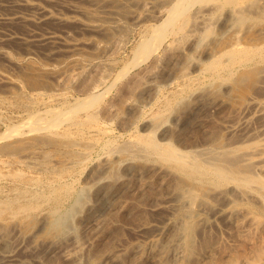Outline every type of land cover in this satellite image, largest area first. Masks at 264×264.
I'll list each match as a JSON object with an SVG mask.
<instances>
[{
    "label": "bare ground",
    "instance_id": "1",
    "mask_svg": "<svg viewBox=\"0 0 264 264\" xmlns=\"http://www.w3.org/2000/svg\"><path fill=\"white\" fill-rule=\"evenodd\" d=\"M144 4H146L145 1ZM133 9L130 10L122 0H0V45L3 47L5 44L11 42L17 43L16 45L22 44L27 54L38 51L36 47L45 46L44 53L42 51L40 52L45 55L44 57L54 60V62L43 67L35 66L36 63L31 65L29 62V64H24L18 61H12L14 65L20 68L21 76H15L5 69L3 70L0 68V85L7 87L6 91L11 92L13 89V87L11 89V86L19 87L24 82L25 85H29L30 88L36 89L33 95L37 99L44 98L45 95L51 99L55 98L56 95L59 97L66 96V94H64L67 92L66 89L70 87V84L73 85L72 82L75 77H81L84 71L82 67L83 64H80V53L82 51L84 52L86 44L93 40L91 35L98 34L99 36L101 35V37H106L105 39L103 38L105 42L107 38L110 39L109 36L114 34L113 30H117L116 24L124 16L131 15L135 19L132 20L135 22L148 16H153L155 20H158L157 24H152L150 27L148 26V34L137 43L136 47H134L135 51H132L134 53H132L134 58L130 61L135 64L140 60L145 61V58L160 46L164 37L170 34L181 35V32H184L182 35L185 33L188 35L187 32H189V36L193 35V37L196 38L195 41H192L187 46L190 50H197L201 41L204 40L201 35H205L211 29L210 23L212 22V18H214L213 16L217 11H221V9L226 10L224 20H221L220 32L217 34L216 38L214 37L215 39L206 43V46L203 45L204 47L202 49L200 47L203 58L199 55L201 59L193 61L191 70L189 69L190 66L188 67L189 71L184 67L181 68L179 65L181 69L184 68L185 71L188 72L184 70L180 72L179 68L177 69L178 71L176 70L177 78H181L182 80L181 83H178L176 89L174 88L175 90L173 89L174 91H171V95L165 97L161 111L162 114L157 113V119L161 116L160 120L154 121L156 116L155 118L153 116V121L147 118L150 122L148 121L144 125L146 126V129L143 130L145 133H134V139L132 138L133 142L127 145L122 144V146H117L116 148L122 155H120L118 159L123 157L127 159L130 155L137 156L143 152V155L147 153L145 156L155 157L156 160L159 161L160 165L158 167L156 166L157 169L154 172V176L152 175L154 178L152 180L146 179L145 181H141L142 183L140 182L139 185L137 184L138 189L135 187L137 190L133 197V202L138 206L137 204H143L144 200H148L147 208L150 212H159L167 208L169 214L166 211L168 215H166L164 219L162 218V221L160 217L159 220L156 219L158 222L161 221L159 223H149L150 221L147 222V220L144 222L142 219L144 223L135 226L134 229H132L133 227L131 228V230H134L133 232L137 237L145 235V240H134L126 244H119L118 241V245L115 247H113L114 244H112L113 248L109 247L110 244L108 250L102 251L97 249L92 253V256L86 260V264H264V0H161L160 8H156L153 11H149V8H146L149 13L145 11L146 9L142 12L133 11ZM66 20L77 23L81 30L87 33V37L83 40L76 36L69 35L60 29L56 30L58 28L54 29L44 26L48 24V22L60 23L64 21V23H67L65 22ZM138 23H140V21ZM13 24L23 25L25 30L18 31L16 28H13ZM213 24L215 25L214 22ZM120 26L119 28L122 27ZM148 27L145 29L147 30ZM185 29L187 31H184ZM219 29H213V32L215 30V33H217L216 31ZM195 34L197 35L194 36ZM214 34L213 36H215ZM179 37L178 39L174 37L173 42L177 44L180 40ZM189 40L191 41L193 39ZM176 44H174L176 47L180 45V43ZM172 45L173 43L170 45V49L172 48L174 51L182 50L179 49V47L176 50L175 46L171 47ZM89 46L91 47L92 44H89ZM181 46L182 45H180V48ZM94 47L99 52L104 50L100 48L97 43L96 46L94 44ZM162 49L164 50L166 47ZM187 51L185 50L184 52ZM184 52L182 54H184ZM91 53L92 52H90V54ZM66 54L69 55L68 58L66 60H61L62 58H60V56ZM182 54L181 57L186 59L187 57H183ZM187 54L189 53L187 52ZM0 55L6 56L7 59V51L1 48ZM172 55L175 57V52L171 54V56ZM177 56H180V53ZM12 59L13 58L10 60ZM193 59H197V55L196 58L194 56ZM193 59H190V61ZM179 60H181V58ZM28 61L31 62V60ZM32 62L34 61L32 60ZM63 62H66V64L64 65ZM150 63L152 62L150 61ZM105 66L110 67V65ZM102 67L105 69L104 66ZM148 69L149 67L147 70ZM155 69L157 68L155 67ZM119 70L122 71H120L119 74L116 72L118 77L128 72L126 71V67H124V69L120 68ZM151 71L153 70H150V73ZM66 74L67 76L62 78ZM98 76L100 77V75ZM103 78H99V81L97 80L98 84L100 81L105 80ZM86 81L89 80L86 79ZM55 82L57 84L56 87ZM150 82L152 83V81ZM110 85H112V83ZM169 85H171V83ZM92 87H95L93 83L91 88ZM219 88H222L221 90H223L224 93L221 92V96L218 95L220 92H217V94H215L216 96L212 95L214 93L212 91H217V89L220 90ZM150 89L152 90V88H149V90ZM85 91H87V89ZM101 92L86 93L85 97L78 98L73 103H68L67 101V103H63L59 106L47 104L44 107L45 109L43 108V111L32 110V108H34L33 103L35 104L38 100L27 101L25 104L22 103L26 105L27 109V111L25 110V113L27 112L26 116H24L25 118L21 117V121L10 125L4 129V132L0 133V143L8 141L5 145H0V167L14 162L29 170L32 169L37 172L36 174L25 175L19 172V168L14 170V172L10 170H7L8 172L2 170L1 172L0 170V181L10 177L14 182L13 187L10 189V196L8 194V196L0 194V264H31V257L34 256L36 257V259H34L39 264H81L79 262V256L82 247L84 248L85 246H83L84 243L78 241L79 238L73 241L70 238L69 242L71 243L64 247H60L61 245L58 246L59 243H55L57 237H61V235L65 233L68 235L67 229L68 226L70 227L69 217L73 211L75 212V208L82 204L81 194H78V191L76 192L72 186L74 182L72 181V184L70 182H65L63 177L70 174L76 165H80L79 162L82 159H87L94 146L99 144V138L93 137L89 139L88 142H86V139L83 145L78 142L79 146H77L79 150H77V153L72 151L76 154L71 155L70 153V156L66 151L65 156L61 154V156L52 158L51 156L54 154L56 155V153L53 154L55 151L52 152L49 148V151L45 149L46 152L41 150L43 152L39 153L40 151L38 152V149L52 144L54 146H69V144H71V138L69 140L68 138L73 133H76L71 132L72 130L70 129L72 126L77 128L76 131H78V129L81 130L85 126H88L87 124H92V122L97 120L96 118L98 115L96 108L98 106L96 104L102 97ZM154 92H156V89ZM190 92L196 93L195 101L200 103V110L211 120L203 119L201 115H197L200 112L198 109L193 119L195 132L190 137L188 134H185V136H188L186 141H183V139L180 142L179 138L176 137V143L173 144L171 136L175 133L172 132L173 134L171 136L170 134L166 135L165 130L160 135V139H158L157 136L155 137V135H157L155 133L156 127H159L162 120L165 118L163 114L170 110L172 111L173 107L175 108L176 106L175 101H181V99H184L182 97L186 94L188 95ZM14 94L18 95L19 92H14ZM154 95L156 96V94ZM141 97H143V95ZM186 97H189V95ZM22 98L24 99V97ZM46 100L48 101V99ZM130 100H132L131 96ZM151 100L153 101V99ZM184 100L182 101L184 102ZM186 100L189 101L191 98ZM185 104L186 103H184V105ZM94 105L97 106L93 109L96 115L93 111H90ZM19 106H21V104ZM110 107L112 108V106ZM110 107L109 109L111 110ZM18 109L20 108L18 107ZM174 110H176V108L169 114H174ZM82 112H85L84 119L81 118ZM123 113H127V111ZM195 113L193 115H195ZM204 113L202 115H204ZM133 114H131L133 118L138 115V113L137 115L135 114V116ZM151 115L152 114H150V116ZM167 116L166 119L170 117V115L169 117ZM182 121L181 124L183 125ZM208 121H212V123ZM135 122L137 123V121ZM166 122L168 123V121ZM130 123L129 121V124ZM190 123L186 124L188 125ZM171 125V128H174L176 124L174 126L173 124ZM93 127L94 126H90L88 127L89 129H87L90 130V128ZM97 127L98 126H96V129L93 128L92 130L101 131V129ZM187 128L188 127H186V130ZM104 130L105 129H103V132H105ZM198 134L200 136H197ZM57 138H61L62 141H58L59 139L57 140ZM72 139L71 142L73 143L74 140L72 141ZM81 141L84 143V140H80V142ZM103 142L106 146L109 144L112 146L111 139H107L106 142ZM74 145L75 144H71L69 147H73ZM80 145L82 147H80ZM138 146L139 149H137ZM116 149L114 151H116ZM109 150L111 151V149ZM109 150H107L106 154L110 152ZM56 151L58 152L57 155L64 152H59V150ZM109 154L107 157L108 159L106 158L103 163L101 162V166H98L101 167L102 170L108 169L114 162V159L109 160L113 151L110 156ZM130 161L134 162L132 160ZM138 163H142L143 166L145 164L143 162ZM137 164L134 167H137ZM101 169L98 171H102ZM149 172L151 171L149 170ZM135 175L137 177V173ZM142 177L143 175L141 178ZM139 179L140 178H138V180ZM111 186L115 187L113 185ZM95 187L97 186L95 185ZM120 188L122 189V187ZM80 192H82V187ZM98 195L101 196V194ZM70 198H73V202L66 207L65 204ZM128 203L129 201L127 199L119 196V199L115 201L113 207L116 209V212L121 211L123 208L127 209L126 206ZM128 205L130 206V203ZM134 211L136 212V210ZM116 212L114 214H116ZM163 213L164 212H162V214ZM128 214L127 212V215ZM122 216H125V214ZM140 217H142V214ZM140 217L138 215L137 218L140 219ZM111 222L113 223V220H111ZM35 223L38 224L36 226H39V228H36V226V229L33 228ZM97 223L95 225H98ZM108 224V222L103 223L101 231H104ZM117 224H115V226ZM136 224H138V222ZM219 224L222 225L221 228H219ZM111 225L113 224L110 223V226ZM85 226L86 225H84V228ZM123 227L125 226H122V228ZM122 228L119 229L123 230ZM15 230H17L21 237L23 236L21 241H14V239L12 241L11 232ZM113 230L114 226L111 231ZM30 233L33 234L34 243L37 241L41 242L44 253L40 254L41 250L40 252L36 251L39 254L35 253L36 255L31 256L28 262L26 259H22L20 254L18 255L16 253V249L25 247L23 242L24 236H29ZM101 235L103 234L101 233ZM112 238L115 237H110L109 242L110 240L114 241ZM118 238L120 237L118 236ZM67 240H69V238ZM100 240L101 239H99V242ZM85 241L88 240L85 239ZM103 243L104 242H102V245L105 244ZM9 245H11V247H9ZM105 248H107V246ZM40 255L43 256L41 257ZM43 257L46 261H44L45 259H43Z\"/></svg>",
    "mask_w": 264,
    "mask_h": 264
},
{
    "label": "rangeland",
    "instance_id": "2",
    "mask_svg": "<svg viewBox=\"0 0 264 264\" xmlns=\"http://www.w3.org/2000/svg\"><path fill=\"white\" fill-rule=\"evenodd\" d=\"M122 1H124L125 3H126V6L127 7H129V9L130 10H132L133 8V11H137V12H142L144 9H146V8H149V11H153L154 9H156V8H160V1L161 0H122ZM144 1H145V3L146 4H148V5H146V4H144ZM158 1V2H157ZM131 4H130V3ZM143 2V3H142ZM138 3V4H137ZM153 3H154V5H153ZM156 3H157V5H156ZM158 3H159V5H158ZM143 4V5H142ZM150 4V5H149ZM153 5V6H152ZM142 6V7H141ZM157 6V7H156ZM142 9H141V8ZM151 8V9H150ZM140 9V10H139ZM145 11H147L148 13H149V11H148V9H146ZM224 12V13H223ZM225 12H226V10H223V9H221V11L219 10V11H217V13L213 16L214 18H212V22L210 23V31L209 32H207L205 35L204 34H202L201 35V37H203L202 39H204V40H202L201 41V43H200V45L197 47L198 49L197 50H190L189 49V47L187 46V45H189L192 41H195V38L193 37V35H190L189 36V32H187L188 33V35L185 33V34H183L182 35V33H184V32H181V35H179V34H177V35H173V34H170V35H167L166 37H164V39L162 40V42H161V44H160V46L159 47H157V49H155V50H153L154 52H152L151 54H149L145 59H143V60H145V61H142V60H140L138 63H135L134 64V62H132V61H130V60H133V58H134V56H133V52L135 51V48L134 47H136V45H137V43H139L140 42V40H142V38L144 37V36H146L147 34H148V32H149V27L152 25V24H157V22H158V20L156 19H154L153 18V16H148V17H146V18H144V19H142V20H137V22H135L134 20V18L131 16V15H127V16H124V17H122L121 18V20H119L118 21V23L116 24L117 25V28H116V26H115V28L117 29V30H115L116 31V33H115V31L113 30V33L114 34H112L111 36H109L110 37V39L109 38H107L106 40H105V42L103 41V38L105 39L106 37H101V35L99 36L98 34H92L91 35V37H92V39L93 40H91V42H89L88 44H86V46L84 47V49H85V51L83 52H81L80 53V55H81V61H80V64L82 65L83 64V68H84V71H83V73L81 74V77L80 76H76L75 77V79L73 80V85H71L70 84V87H68L66 90H67V92H66V90H65V92L66 93H64V94H66V96L64 95L63 97H59V96H55V98H53V99H51V98H49L48 96H44V98L42 97V98H40L41 99V101H40V99H37V98H35L34 97V95H33V93L36 91V89H33V88H30L29 87V85H25V83L23 82L22 84H21V86H19V87H17V86H11V89H12V87H13V89L11 90V92H8V91H6V89H7V87H3L2 85H0V133H2V132H4V129H6L7 127H9L10 125H12V124H15V123H17V122H19V121H21V119L22 118H25L24 116H26V114H27V112L25 113V110L27 111V109H26V105H24L25 104V102L27 103V101H36V100H38L35 104L33 103V105H34V108H32V110H41V111H43V108L45 107V105H47V104H52V105H54V106H59V105H61V104H63V103H67V101H68V103H73V102H75L78 98L80 99V98H83V96L85 97L86 96V93L87 94H89V92H95V93H99V92H101V91H103V92H101L102 93V97H101V99H100V101L96 104L97 106H93L91 109H90V111H95V110H93V109H95L96 107V112H97V115H98V117L96 118L97 120H95L94 122H92V124H87L88 126H85L83 129H81V130H79L78 129V131H76L77 130V128H74L73 126L71 127V129L70 130H72L71 132L73 133V132H76L75 134L73 133L69 138H68V140L71 138H73L72 139V141H73V143L71 142V139H70V143L71 144H75L73 147L71 146V147H69L71 144H69V146H54L53 144L52 145H48V146H43L41 149L39 148L38 149V152L39 153H42L43 151H45L46 152V150H48L49 148L51 149L50 151H55V152H53V154L54 153H56V155L54 154L53 156H51L52 158L53 157H58V156H61V154H62V156H65L66 154H65V152L67 151L68 152V154H69V156H70V153H71V155L72 154H76L77 153V150H79V148H78V146H79V143L81 144V145H83V144H85V140H86V142H88V140L89 139H91V138H95V137H97V138H99V144L98 145H95L94 146V148L91 150V152L89 153V155H88V157H87V159H82V160H84V161H86V162H84V161H80L79 162V164L80 165H76L75 167H74V170L70 173V174H68V175H65L64 177H63V180L65 181V182H70L71 184H72V186L74 187V189H75V191L78 193V194H81L80 196L82 197V204L81 205H78L75 209V212L73 211V213H71V216L69 217L70 218V222H69V225H70V227L68 226V229H67V232H68V235H67V233H65V234H63V235H61V237H57L56 239H55V243H59L58 244V246L59 245H61L60 247H64L65 245H68V244H70L71 242H69L70 241V238H71V240L73 241V240H78V238H79V240L78 241H80V242H82V243H84L83 244V246H85L84 248L82 247V250H81V252H80V256H79V258L81 259H79V262L82 264H86V260L89 258V257H91L92 256V253H94L95 252V250H108L109 248H108V246L109 247H112V244H114L113 245V247H115L116 245H118V241H119V244H126V243H129V242H131V241H134V240H145L146 238L144 237L145 235H143L142 237H137L135 234H134V230H131V228L132 229H134L135 228V226H137V225H140L141 223H144V222H146V220H147V222H149V223H159V222H161L163 219H164V217L166 216V215H168L169 214V211L167 210V208H164L161 212L159 211V212H150L149 210H148V206H147V204H148V200H144L143 201V204H137L138 206H136L135 204L136 203H134L133 202V197L135 196V193H136V190L138 189L137 187H138V185L140 184V182L141 181H145L146 179L147 180H152L154 177V172L156 171V169H157V167L160 165V163H159V161L158 160H156V158L155 157H152V156H145V154H147V153H145L144 155H143V152L142 151H140V152H142V154L140 153V155H137V156H135V155H130L129 157H127V159H124L125 157H123V158H119L118 159V157H120V155H121V153L116 149L117 148V146H122V144H124V145H127V144H130V142H133V139H134V135L136 134V133H142V132H144L145 133V131H143V130H145L146 129V126H144L145 124H146V122H148L150 119H152L153 118V116H154V118H155V116H156V118L154 119V121L155 120H160V117L161 116H159V118L157 119V117H158V115H157V113H160V114H162L161 113V111H162V108H163V104H164V101H165V97H168L169 95H171V93L176 89V87H177V85H178V83H181V78H177V69L179 68V70H180V72L181 71H185V69H187L188 71H189V69L191 70V67L193 66V64H192V62L193 61H195V60H200L201 58H203V54H202V52H201V49L204 47V46H206L205 44L206 43H209L211 40H213V39H215L216 38V36H217V34L220 32V29H221V23H222V21L224 20V15H225ZM220 13V14H219ZM222 13V14H221ZM221 15V16H220ZM222 16H223V18H222ZM150 17V18H149ZM152 17V18H151ZM220 17V18H219ZM127 18H129V19H127ZM123 19V20H122ZM126 19V20H125ZM132 19H134V20H132ZM148 19V20H147ZM216 19V20H215ZM218 19H220V20H218ZM223 19V20H222ZM146 20V21H145ZM155 20V21H154ZM222 20V21H221ZM70 21V22H69ZM140 21V23H138ZM216 21V22H215ZM65 22H67V23H64V21L63 22H53V23H51V22H48V24H46V25H44V26H47V27H52V28H54V29H56V28H58V29H56V30H62V31H64V32H66V33H68L69 35H72V36H76V37H78V38H81V39H83L84 40V38H86L87 37V33L86 32H83L82 30H81V28H80V26L77 24V23H75V22H73V21H71V20H66ZM73 22V23H72ZM213 22L215 23V25L213 24ZM52 25H50V24ZM55 23H56V25H55ZM148 23V24H147ZM192 23V22H191ZM190 23V24H191ZM59 24V25H58ZM17 24H13V28L15 29H17L18 31H24L25 30V27L23 26V25H17ZM49 25V26H48ZM122 27H121V26ZM213 25V26H212ZM1 26H4V25H1ZM54 26V27H53ZM56 26V27H55ZM119 26L122 28H119ZM144 28H143V27ZM149 26V27H148ZM220 26V27H219ZM146 27H148L147 28V30L145 29ZM213 27V28H212ZM124 28V29H123ZM188 28V27H187ZM186 28V29H187ZM220 28V29H219ZM184 30V31H187V30ZM213 29H215V30H217V29H219L218 31H216L217 33H215V30H214V32H213ZM144 30H145V32H144ZM118 31V32H117ZM215 33V34H214ZM142 34V35H141ZM144 34V35H143ZM213 34L215 35V36H213ZM173 35V36H172ZM197 34H195L194 36H196ZM198 35H199V33H198ZM211 35V36H210ZM182 37L183 38V40H182V38H180V37ZM174 37H177V39H178V37H179V41L177 42V44H179L180 43V45H182L181 46V48H180V45L178 46L179 47V49H182L181 51L180 50H177V48L178 47H176L174 44H176L175 42H173V38ZM192 37V38H191ZM206 37V38H205ZM215 37V38H214ZM186 38H188V39H186ZM168 39V40H167ZM186 39V40H185ZM189 39H193V40H189ZM182 40V41H181ZM95 41V42H94ZM108 41V42H107ZM188 41V42H187ZM165 42V43H164ZM182 42V43H181ZM187 42V43H186ZM96 43L99 45V47L100 48H102V49H104L103 51H97L96 49H95V47H94V44H95V46H96ZM100 43V44H99ZM169 43H173V45L171 46V47H173V46H175V49L177 50V51H174L172 48L170 49V45L171 44H169ZM184 43H185V45H184ZM17 43H14V42H11V43H7V44H5L3 47L0 45V48L2 49V50H5V51H7V59H6V56L4 57L3 55H0V68L1 69H5L6 71H8L9 73H12V74H14L15 76L16 75H19V76H21V71H20V68L19 67H17L16 65H14L13 63H12V61H18V62H20V63H30L31 65H34V63H36V65L35 66H37V67H43V66H47L49 63H52V62H54V60H52V59H48V58H46V57H44L45 55L43 54L44 53V49H45V46L44 47H36V48H38L37 50L38 51H35V52H33V53H31V54H27V53H25V50H24V47H22V44H18V45H16ZM89 44L91 45L92 44V46L90 47L89 46ZM168 44V45H167ZM176 44V45H177ZM201 44H202V46H201ZM101 45V46H100ZM204 45V46H203ZM11 46V47H10ZM17 46V47H16ZM20 46V47H19ZM166 47V49H162V48H165ZM108 49H107V48ZM184 49H183V48ZM200 47H201V49H200ZM17 48H19V49H17ZM40 48H42V49H40ZM107 49V50H106ZM161 49V50H160ZM170 49V50H169ZM199 49H200V52H199ZM19 50V51H18ZM186 50H188L187 52L189 53V54H187V52H184V51ZM40 51H42V52H40ZM133 51V52H132ZM158 51V52H157ZM172 51V52H171ZM196 51V52H195ZM199 52V54H198V52ZM9 52V53H8ZM90 52H92L91 54H90ZM163 52V53H162ZM166 52V53H165ZM175 52V57H173V55L171 56V54H173ZM184 52V54H186V55H184V54H182ZM133 53V54H132ZM180 53V56H177L178 54ZM190 53H192V54H190ZM197 53V54H196ZM42 54V55H41ZM164 54V55H163ZM167 54V55H166ZM181 54L183 55V57H187L186 59L185 58H182L181 57ZM163 55V56H162ZM169 55V56H168ZM189 57H188V56ZM192 55V56H191ZM196 55H197V59H193L194 58V56H195V58H196ZM199 55H201L202 57L200 58V56ZM68 56L69 55H62V56H60V58H62L61 60H66L67 58H68ZM168 56V57H167ZM191 56V57H190ZM198 56H199V58H198ZM10 57V58H9ZM132 57V58H131ZM163 58L164 59V61H165V59H166V61L164 62L163 61V59H161V58ZM172 57V58H171ZM11 58H13L12 60H10ZM22 58V59H21ZM131 58V59H130ZM156 58V59H155ZM176 58H177V60H176ZM181 58V60H179ZM189 58V59H188ZM151 59H153V60H151ZM160 59H161V61H160ZM172 59V60H171ZM183 59H184V61H183ZM190 59H193V60H191L190 61ZM7 60V61H6ZM28 60H31V62L30 61H28ZM32 60L34 61V62H32ZM126 61H127V64H126ZM129 61H130V63H129ZM150 61L152 62V63H150ZM182 61V62H181ZM110 62V63H109ZM112 62V63H111ZM156 62H157V64H156ZM159 62V63H158ZM188 62V63H187ZM28 63V64H29ZM33 63V64H32ZM107 63V64H106ZM129 63V64H128ZM134 65H133V64ZM170 63V64H169ZM191 65H190V64ZM11 64V65H10ZM63 64L65 65L66 64V62H63ZM104 64V65H103ZM124 64H126V65H124ZM151 64V65H150ZM152 64H153V66H152ZM155 64V65H154ZM184 64H188V65H184ZM14 65V66H13ZM42 65V66H41ZM105 65H110V67L108 66V67H106ZM122 65H124V66H122ZM133 65V66H132ZM168 65V66H167ZM179 65H180V67L182 68V67H184L183 69H181L180 67H179ZM102 66H104L105 67V69H103V67ZM160 66V67H159ZM164 66V67H163ZM178 66V67H177ZM190 66V67H189ZM3 67V68H2ZM124 67H126V71H128V72H125V74L123 75H121V76H119L118 77V74H119V72L120 71H122V70H119L120 68L121 69H124ZM149 67V69L150 70H153V71H151V73H150V70L148 69L147 70V68ZM151 67V68H150ZM153 67V68H152ZM155 67L157 68V69H155ZM166 67V68H165ZM174 67V68H173ZM188 67H189V69H188ZM164 68V69H163ZM18 69H19V71H18ZM168 69V70H167ZM175 71H174V70ZM147 72H146V71ZM163 70V71H162ZM177 70V71H176ZM156 71V72H155ZM167 71H168V73H167ZM173 71H174V73H173ZM188 71H185V72H188ZM118 74H117V73ZM149 72V73H148ZM171 72V73H170ZM146 73V74H145ZM155 73V74H154ZM157 73V74H156ZM163 73V74H162ZM166 73V74H165ZM179 73V72H178ZM105 74V75H104ZM148 74V75H147ZM98 75H100V77L98 76ZM115 75V76H114ZM67 76V74L66 75H64L62 78H64V77H66ZM90 76V77H89ZM106 76V77H105ZM116 76H117V78H116ZM160 76V77H159ZM170 78H169V77ZM98 77V78H97ZM104 77V78H103ZM121 77V78H120ZM157 77H159V78H157ZM175 77V78H174ZM99 78H103V79H105V80H102L103 81V83H102V81H100L99 82V84H98V81L100 80ZM120 78V79H119ZM157 78V79H156ZM53 79V78H52ZM86 79H88L89 81H86ZM95 79V80H94ZM99 79V80H98ZM112 79V80H111ZM115 79V80H114ZM174 79V80H173ZM175 79H177V80H175ZM98 80V81H97ZM112 82H111V81ZM147 81V83H146V81ZM178 80H179V82H178ZM52 81V80H51ZM113 81H114V83H113ZM142 81H144V82H142ZM150 81H152V83L150 82ZM170 81V82H169ZM109 82H110V84L112 83V85H110L109 84ZM155 82V83H154ZM160 82V83H159ZM177 82V83H176ZM84 85H83V84ZM92 83L95 85V89L92 87L91 88V86H92ZM96 83V84H95ZM134 83V84H133ZM146 83V84H145ZM149 83V84H148ZM158 83V84H157ZM171 83V85H169ZM55 84H56V82H55ZM101 84V85H100ZM114 84V85H113ZM144 84V85H143ZM155 84V85H154ZM76 85V86H75ZM100 85V86H99ZM109 87H108V86ZM138 85H139V87H138ZM156 85H157V87H156ZM168 85H169V87H168ZM1 86H2V88H1ZM57 86V84L55 85V87ZM73 86V87H72ZM80 86H81V88H80ZM82 86H83V88H82ZM98 86V87H97ZM136 86H137V88H136ZM166 86V87H165ZM24 87V88H23ZM26 87V88H25ZM61 87V86H60ZM106 87V88H105ZM107 87H108V89H107ZM16 88V89H15ZM18 88V89H17ZM139 88V89H138ZM149 88H152V90L150 89L149 90ZM158 88V89H157ZM175 88V89H174ZM74 89V90H73ZM79 89V90H78ZM87 89V91H85ZM89 89H93V90H89ZM110 89V90H109ZM141 89V90H140ZM156 89V92H154V90ZM163 89V90H162ZM174 89V90H173ZM220 90L222 89V88H219ZM32 90V91H31ZM35 90V91H34ZM38 90V89H37ZM89 90V91H88ZM136 90V91H135ZM160 90H162V91H160ZM218 90L217 89V91L215 90V91H212V92H214L212 95H214V96H216L215 94H217V92H220V93H218V95L219 96H221L222 94H221V92L222 93H224L223 92V90ZM64 91V90H63ZM84 91H85V93H84ZM97 91H99V92H97ZM135 91V92H134ZM148 91V92H147ZM150 91H151V94H150ZM158 91V92H157ZM172 91V92H171ZM14 92H19V94L16 96L15 94H14ZM106 92H107V94H106ZM161 92V93H160ZM167 92V93H166ZM12 93V94H11ZM21 93V94H20ZM141 95H140V94ZM146 93V94H145ZM164 93V94H163ZM23 94V95H22ZM106 94V95H105ZM136 94V95H135ZM149 94V95H148ZM154 94H156V96L154 95ZM162 94V95H161ZM195 94L196 93H193V92H190V93H188V95H189V97H186V96H188L187 94L186 95H184L182 98H184L185 100L186 99H190L191 98V100H189V101H185L184 99H181V101H175V108H176V110H174V114H169V113H171L172 111H173V109H175L174 107H173V109H172V111L170 110V111H168L166 114L164 113L163 114V116L165 117L164 118V120H162V123H161V125L159 126V127H156L157 129H155V133L157 134V135H155V137L157 136V138L158 139H160V135L162 134V132L165 130V134L166 135H168V134H170V136L173 134V133H175V134H173L172 136H171V138L173 139L172 140V142H173V144H175L176 143V139L177 138H179V140H180V142L183 140V141H186L187 140V138H188V136L190 137L191 135H193V133L195 132V127H194V124H193V119H194V117L196 116V111L199 109V111L201 112V114H200V112L197 114V115H201V117H203V119H210L209 117H206L205 116V113H204V115H202L203 113H202V110H200V108H201V105H200V103L199 102H196L195 101ZM22 95V96H21ZM31 97H30V96ZM104 95H105V97H104ZM134 95H135V97H134ZM143 95V97H141ZM160 95V96H159ZM165 95V96H164ZM211 95V96H212ZM217 95V96H218ZM78 96V97H77ZM129 96V97H128ZM130 96H131V99L132 100H130ZM149 96H151V97H149ZM194 96V97H193ZM210 96V97H211ZM22 97H24V99L22 98ZM26 97V98H25ZM28 97V98H27ZM155 97H156V99H155ZM186 97V98H185ZM7 98V99H6ZM20 100H19V99ZM30 98H31V100H30ZM34 98V99H33ZM63 98V99H62ZM128 98V99H127ZM158 98V99H157ZM193 98V99H192ZM7 101H6V100ZM9 99H11V100H9ZM18 101H17V100ZM44 99V100H43ZM46 99H48V101L46 100ZM66 100V102H65V100ZM141 99H142V101H141ZM151 99H153V101H155V102H153ZM15 100V101H14ZM53 102H52V101ZM57 100V101H56ZM130 100V101H129ZM140 100V101H139ZM158 100H159V102H158ZM162 100V101H161ZM182 100H184V102L182 101ZM5 101V102H4ZM24 101V102H23ZM50 101V102H49ZM61 101V102H60ZM124 101H126V102H124ZM157 101V102H156ZM40 102V103H39ZM45 102H46V104H45ZM55 102V103H54ZM59 102V103H58ZM152 102V103H151ZM161 102V103H160ZM187 102H188V104H187ZM16 103V104H15ZM22 103H24V104H22ZM100 103V104H99ZM131 103H133V104H131ZM154 103H155V105H154ZM184 103H186L185 105H184ZM21 104V106H19ZM38 104V105H37ZM108 104H109V106H108ZM135 104V105H134ZM139 104V105H138ZM141 104V105H140ZM161 104V105H160ZM183 104V105H182ZM177 105H178V107H177ZM39 106V107H38ZM110 106H112V108L110 107ZM157 106V107H156ZM18 107L20 108V109H18ZM109 107L111 108V110L109 109ZM123 107V108H122ZM125 107V108H124ZM139 107V108H138ZM108 108V109H107ZM45 109V108H44ZM128 109V110H127ZM133 109V110H132ZM134 109H136V110H134ZM141 109V110H140ZM157 109V110H156ZM161 109V110H160ZM125 110V111H124ZM150 110H151V112H150ZM24 111V112H23ZM120 111H122V112H120ZM127 111V113H123V112H126ZM135 111H136V113H135ZM148 113H146V112ZM156 111V112H155ZM176 111V112H175ZM133 112H134V114H133ZM145 112V113H144ZM24 113V114H23ZM83 114H82V119H84L83 117L85 116V112H82ZM95 113V112H94ZM137 113H138V115H139V118H138V115H137ZM141 113H143V114H141ZM195 113V115H193ZM130 114V115H129ZM131 114H133L134 116H135V114L137 115L135 118H133V116H131ZM150 114H152L151 116H150ZM159 114V115H160ZM170 115V117H169V115ZM95 115H96V113H95ZM126 115V116H125ZM141 115V116H140ZM144 115V116H143ZM168 115V116H167ZM189 115H190V117H191V119H190V117H189ZM162 116V117H163ZM166 116L167 117H169V118H167L166 119ZM22 117V118H21ZM127 117V118H126ZM130 117V118H129ZM140 117H141V119H140ZM180 117V118H179ZM189 117V118H188ZM11 118V119H10ZM142 118H143V120H142ZM146 118V119H145ZM147 118H149V120L147 119ZM175 118H176V120H175ZM185 118V119H184ZM188 118V119H187ZM129 119H131V120H129ZM135 119V120H134ZM145 119V120H144ZM184 119V120H183ZM14 120V121H13ZM180 120V121H179ZM183 120V121H182ZM186 120H187V122H186ZM188 120H190V121H188ZM211 120V119H210ZM10 121V122H9ZM97 121V122H96ZM128 121V122H127ZM129 121L131 122V123H133V124H129ZM133 121V122H132ZM135 121H137V123L135 122ZM151 121V120H150ZM149 121V122H150ZM152 121H153V119H152ZM166 121H168V123L166 122ZM176 122V123H174V122ZM181 121H182V123H183V125L181 124ZM125 122V123H124ZM135 122V123H134ZM164 122H166V123H164ZM180 124H179V123ZM191 122V123H190ZM208 122H211L212 123V121H208ZM4 125H3V124ZM98 123V124H97ZM101 123H103V124H101ZM124 123V124H123ZM126 123H128V124H126ZM178 123V124H177ZM186 123H190V124H186ZM7 124H9V125H7ZM105 124V125H104ZM171 124H173V126H174V128H171ZM142 125V126H141ZM168 125V126H167ZM90 126H94L93 128L94 129H96V126H98L100 129H101V131H93L92 129L93 128H90V130H88L89 128L88 127H90ZM105 126V127H104ZM133 126H136V127H133ZM176 126H178L179 127V129H178V127H176ZM193 126V127H192ZM97 127V128H98ZM143 127V128H142ZM167 127V128H166ZM186 127H188L187 128V130H186ZM88 128V129H87ZM134 128H135V130H134ZM137 128V129H136ZM191 128V129H190ZM103 129H105L104 131L105 132H103ZM107 129V130H106ZM108 129H110V130H108ZM178 129V130H177ZM113 130V131H112ZM172 130V131H171ZM177 130V131H176ZM180 130V131H179ZM191 131V134H190V131ZM86 131V132H85ZM110 131V132H109ZM112 131V132H111ZM157 131V132H156ZM176 131V132H175ZM181 131H182V133H181ZM79 132V133H78ZM169 132V133H168ZM173 132V133H172ZM103 133H105V134H103ZM111 133V134H110ZM129 133V134H128ZM135 133V134H134ZM88 134V135H87ZM117 134V135H116ZM159 134V135H158ZM178 134V135H177ZM181 134H182V136H181ZM183 134H184V136H183ZM185 134H188V136L186 135L185 136ZM190 134V135H189ZM83 135H84V137H83ZM101 135V136H100ZM105 135V136H104ZM121 135V136H120ZM176 135V136H175ZM73 136V137H72ZM75 136V137H74ZM78 136V137H77ZM110 136V137H109ZM181 136V137H180ZM197 136H200L199 134L197 135ZM113 137V138H112ZM174 137V138H173ZM177 137V138H176ZM183 137H185V138H183ZM82 138V139H81ZM133 138V139H132ZM193 138V137H192ZM59 138H57V140H58ZM101 139V140H100ZM107 139H111V145L112 146H110V144L109 145H104L103 143V141H105L106 142V140ZM116 139V140H115ZM75 140H77V141H75ZM80 140H84V143H82L83 141H81L80 142ZM131 140V141H130ZM58 141H62L61 140V138L58 140ZM128 143H127V142ZM5 142V141H4ZM1 142L0 143V145H2V144H6L7 142ZM79 142V143H78ZM102 142V143H101ZM124 142H126V143H124ZM78 143V144H77ZM114 143V144H113ZM103 144V145H102ZM121 144V145H120ZM78 145V146H77ZM80 145V147H82ZM101 147H100V146ZM110 146V147H109ZM99 147V148H98ZM46 149V150H45ZM54 149V150H53ZM103 149V150H102ZM109 149H111V151L109 150ZM116 149V151L118 152H116V151H114ZM137 149H139V146H138V148ZM41 150H43V151H41ZM56 150H59V152H61V151H64V152H62V153H59L60 155H57V151ZM75 150V151H74ZM99 150V151H98ZM107 150H109L108 152L111 154L112 153V151H113V154H112V156H110V154L109 153H107L106 154V152H107ZM49 151V150H48ZM76 152V153H73V152ZM95 151V152H94ZM103 151V152H102ZM105 151V152H104ZM115 153V154H114ZM49 154H50V152H49ZM92 154V155H91ZM95 154V155H94ZM100 154V155H99ZM108 154H109V156H110V158H109V160H113L114 162L111 164V166H109L108 167V169H104V170H102L101 169V167H98L100 164H102L103 163V161L108 157ZM139 154V153H138ZM52 155V154H51ZM98 155H99V158H98ZM118 155V156H117ZM101 156V157H100ZM114 156V157H113ZM116 156V157H115ZM122 156V155H121ZM131 156H133V157H131ZM135 156V157H134ZM4 158H7L6 156H3ZM96 157V158H95ZM111 157H112V159H111ZM51 158V159H52ZM89 158H90V160H89ZM117 160H116V159ZM133 158V159H132ZM140 158V159H139ZM142 158V159H141ZM108 159V158H107ZM116 160V161H115ZM130 160H132V161H134V162H131ZM136 160H137V162H136ZM153 160V161H152ZM155 160V161H154ZM106 161H108V160H106ZM146 161H148V162H146ZM102 162V163H101ZM138 162H143V163H145L144 164V166H143V164L141 163V164H139ZM155 162V163H154ZM9 163V162H8ZM12 162H10L9 163V165L8 164H6L5 166H2V167H0V170H1V172H2V170L3 171H6V172H8L9 170L10 171H12V172H14V170H17L18 168V170H19V172L20 173H22V174H25V175H31V174H36L37 172L36 171H33L32 169H27L26 167H23V166H20L19 164H17V163H12ZM82 163H83V165H82ZM119 163V164H118ZM120 163H121V165H120ZM125 163H127V164H125ZM137 164V167H134V166H136V164ZM125 166H124V165ZM150 164V165H149ZM156 164V165H155ZM85 165V166H84ZM127 165H128V167H127ZM140 165H142V166H140ZM147 165H149V166H147ZM154 165V166H153ZM96 166V167H95ZM101 166V165H100ZM115 166V167H114ZM124 166V167H123ZM157 166V167H156ZM7 167V168H6ZM9 167V168H8ZM113 169H112V168ZM120 167V168H119ZM127 167V168H126ZM148 167V168H147ZM13 168V169H12ZM22 168V169H21ZM98 168V169H97ZM103 171H98V170H100V169ZM126 168V169H125ZM142 170H141V169ZM145 168H147V169H149L151 172H149V170H147V169H145ZM153 168V169H152ZM4 169H6V170H4ZM132 169V170H131ZM8 170V171H7ZM111 170V171H110ZM138 170V171H137ZM21 171H23V172H21ZM98 173H97V172ZM137 171V172H136ZM15 172H17V171H15ZM105 172V173H104ZM141 172V173H140ZM147 172H149L148 174H146ZM102 173V174H101ZM137 173V177H136V174ZM103 175V176H101V175ZM144 174H145V176H144ZM101 176V178H100V176ZM143 175V177L141 178V176ZM153 175V176H152ZM71 176V177H70ZM73 176V177H72ZM140 176V177H139ZM98 177V178H97ZM105 177V178H104ZM134 177H136V178H134ZM150 177V178H149ZM66 178V179H65ZM69 178V179H68ZM91 178H92V180H91ZM138 178H140L139 180H138ZM145 178V179H144ZM73 179V180H72ZM94 179H96V180H94ZM130 179H132V180H130ZM143 179V180H142ZM76 180H77V182H76ZM97 180H99V181H97ZM130 180V181H129ZM73 181V182H72ZM88 181H89V183H88ZM103 181V182H102ZM129 181V182H128ZM138 181H139V183H138ZM76 182V183H75ZM86 184H85V183ZM93 182H94V185H93ZM96 182V183H95ZM99 182V183H98ZM101 182V183H100ZM84 185H83V184ZM88 183V184H87ZM105 183V184H104ZM122 183V184H121ZM142 183V182H141ZM13 184H14V182H13V180L12 179H10V177L9 178H7V179H3V181H0V194H3V195H5V196H10L11 195V187H13ZM80 184V185H79ZM92 184V185H91ZM98 184V185H97ZM137 186H136V185ZM77 185V186H76ZM95 185L98 187H95ZM105 185V186H104ZM108 185V186H107ZM111 185H113V186H115V187H112ZM124 185V186H123ZM91 186V187H90ZM5 187V188H4ZM81 187H82V192H80L81 191ZM102 187V188H101ZM120 187H122V189L120 188ZM137 189H136V188ZM4 188V189H3ZM77 188V189H76ZM84 188V189H83ZM100 188V189H99ZM104 188V189H103ZM133 188V189H132ZM102 189V190H101ZM113 189V190H112ZM118 189V190H117ZM129 189V190H128ZM130 189H131V191H130ZM80 190V191H79ZM84 190V191H83ZM88 191V192H86V191ZM96 190H97V193H96ZM99 190V191H98ZM101 190V191H100ZM103 191V192H102ZM4 192V193H3ZM84 192V193H83ZM86 192V193H85ZM102 192V193H101ZM119 192V193H118ZM8 194V195H7ZM87 196H86V195ZM98 194H101V196L100 195H98ZM117 194V195H116ZM104 195V196H103ZM106 196V197H105ZM113 196V197H112ZM119 196H122V198H125V199H127L128 201H129V203H130V206L127 204V209H125V208H123V209H121V211H117L116 212V209H114V207H113V204L115 203V201L116 200H118L119 199ZM86 197V198H85ZM132 197V198H131ZM84 198V199H83ZM132 199V200H131ZM111 200V201H110ZM83 201H85V202H83ZM148 201V202H147ZM71 202H73V198H70V199H68V201L66 202V204H65V206L66 207H68V205H70L71 204ZM107 202V203H106ZM112 204V205H111ZM134 204V205H133ZM146 204V205H145ZM110 205V206H109ZM134 206H136V207H134ZM129 207V208H128ZM134 207V208H133ZM137 207H139V208H137ZM80 208V209H79ZM136 208V209H135ZM90 209V210H89ZM111 211H110V210ZM137 209H141V210H137ZM166 209V210H165ZM123 210H125V211H123ZM133 210V211H132ZM134 210H136V212L134 211ZM77 211V212H76ZM89 211V212H88ZM116 212V214H114L115 212ZM123 211V212H122ZM132 211V212H131ZM146 211V212H145ZM166 211H167V213H166ZM121 212V213H120ZM125 212V213H124ZM127 212L130 214H128L127 215ZM162 212H164L163 214H162ZM113 214V216H112V214ZM118 213V214H117ZM136 213H138V214H136ZM147 213V214H146ZM149 213V214H148ZM158 213H159V215H158ZM125 214V216H122V215H124ZM142 214V217H140V215ZM91 215V216H90ZM105 217H104V216ZM111 215V216H110ZM132 215V216H131ZM134 215V216H133ZM138 215H139V217H140V219H138L137 217H138ZM145 215H147V216H145ZM151 215H153L154 216V218H153V216H151ZM156 215V216H155ZM86 216V217H85ZM102 216V217H101ZM127 216V217H126ZM148 216H150V217H148ZM108 217V218H107ZM110 217H112V218H110ZM145 217V218H144ZM159 217H160V220L161 221H159L158 222V220H159ZM153 219V220H151V219ZM84 219H86V220H84ZM88 219V220H87ZM103 219H105V220H103ZM109 221H108V220ZM117 219V220H116ZM129 219V220H128ZM144 220V222H143V220ZM150 219V220H149ZM156 219H158V220H156ZM72 220H73V222H72ZM84 220V221H83ZM111 220H113V223L111 222ZM116 220V221H115ZM131 220V221H130ZM134 220H136V221H134ZM140 220V221H139ZM154 220H156V221H154ZM100 221V222H99ZM118 221V222H117ZM86 222H87V224H86ZM90 222H91V224H92V227H91V224H90ZM98 222V223H97ZM109 223L106 227H105V229H104V231L102 230L101 231V229H102V225H103V223ZM118 224H117V223ZM138 222V224H136ZM98 224V225H95V224ZM110 223L111 224H113V225H111L112 227L114 226V230H115V232H114V230L113 231H111V229H112V227L110 226ZM131 223H132V225H131ZM77 224V225H76ZM83 224V225H82ZM93 224H94V226H93ZM115 224H117L116 226H115ZM130 224V225H129ZM36 225H38L37 223H35V225L33 226V228H35V226ZM84 225H86L85 226V228H84ZM118 225H120V226H118ZM110 226V227H109ZM122 226H125V227H123L122 228ZM84 228V229H82V228ZM101 227V228H100ZM222 227V225L221 224H219V228H221ZM36 228H39V226L37 227L36 226ZM35 228V229H36ZM107 228V229H106ZM117 230H116V229ZM119 228H122L123 230H121V229H119ZM89 229V230H88ZM100 229V230H99ZM110 230V231H109ZM120 230V231H119ZM81 231V232H80ZM88 231V232H87ZM118 231V232H117ZM70 232V233H69ZM122 232V233H121ZM101 233L103 234V235H101ZM109 233H111V234H108ZM121 233V234H120ZM17 234V235H16ZM32 233H30V235L29 236H24V244H25V249L24 248H17L16 249V253L19 255L20 254V256L22 257V259H26V261H30L29 260V258L31 257V256H34V255H36V254H39V253H37L36 251H38V252H40V250H41V253L40 254H43L44 253V251L42 250L43 249V246H41V242L39 241H37V242H35L34 243V241H33V234L31 235ZM104 234H105V236H104ZM112 234H113V236H112ZM115 234V235H114ZM117 234V235H116ZM15 235V236H14ZM28 235V234H27ZM73 235V236H72ZM76 235V236H75ZM98 237H97V236ZM18 236V237H17ZM70 236V237H69ZM72 236V237H71ZM118 236L120 237V238H118ZM11 237H12V241H13V239H14V241H18V240H20L21 241V238L23 237H21V235L20 234H18V232H17V230H15V231H13V232H11ZM26 237V238H25ZM62 237H63V240H64V242H63V240H62ZM90 237V238H89ZM104 237V238H103ZM106 237V238H105ZM110 237H115V238H112V239H114V241L113 240H110V242H109V239H110ZM125 239H124V238ZM134 237H135V239H134ZM69 238V240H67ZM116 238H118V239H116ZM59 239V240H58ZM62 241H61V240ZM85 239H87L88 241H89V243H88V241H85ZM91 239V240H90ZM97 239V240H96ZM99 239H101L100 240V242H99ZM129 239V240H128ZM58 240V241H57ZM94 240V241H93ZM126 240V241H125ZM27 241V242H26ZM29 241V242H28ZM84 241V242H83ZM109 242V243H107V242ZM112 241V242H111ZM128 241V242H127ZM68 242V243H67ZM99 242V243H98ZM102 242H104L103 244L104 245H102ZM117 242V243H116ZM29 245H28V244ZM37 243V244H36ZM62 243H63V245H62ZM64 243H66V244H64ZM92 243V244H91ZM98 244V246H97V244ZM116 243V244H115ZM31 244V245H30ZM35 244V245H34ZM39 244V245H38ZM96 244V245H95ZM89 245V246H88ZM95 245V246H94ZM100 245V246H99ZM101 246H102V248H101ZM107 246V248H105ZM9 247H11V245H9ZM33 247H34V249H33ZM40 247H41V249H40ZM97 247V248H96ZM112 247V248H113ZM87 248V249H86ZM88 248H90V249H88ZM94 248V249H93ZM100 248V249H99ZM111 248V249H112ZM23 250V251H22ZM84 250V251H83ZM22 251V252H21ZM30 251V252H29ZM83 251V252H82ZM85 252V253H84ZM24 253H26V254H24ZM36 253V254H35ZM28 254V255H27ZM30 255V256H29ZM82 255V256H81ZM41 256V255H40ZM43 256V255H42ZM41 256V257H42ZM27 257V258H26ZM45 257V256H44ZM43 257V259H45ZM82 257H86V258H82ZM36 257L34 256V257H31V261H30V263L31 264H39V263H37L36 262ZM32 259H34V260H32ZM44 261H46V259L44 260Z\"/></svg>",
    "mask_w": 264,
    "mask_h": 264
}]
</instances>
